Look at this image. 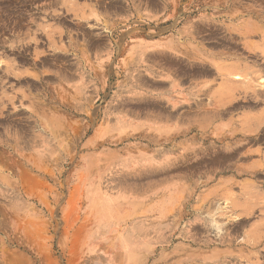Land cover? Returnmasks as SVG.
Returning <instances> with one entry per match:
<instances>
[{
	"label": "rangeland",
	"instance_id": "obj_1",
	"mask_svg": "<svg viewBox=\"0 0 264 264\" xmlns=\"http://www.w3.org/2000/svg\"><path fill=\"white\" fill-rule=\"evenodd\" d=\"M0 264H264V0H0Z\"/></svg>",
	"mask_w": 264,
	"mask_h": 264
},
{
	"label": "bare ground",
	"instance_id": "obj_2",
	"mask_svg": "<svg viewBox=\"0 0 264 264\" xmlns=\"http://www.w3.org/2000/svg\"><path fill=\"white\" fill-rule=\"evenodd\" d=\"M224 188V187H223ZM239 215H241V214H239ZM238 215V216H239ZM234 216V215H233ZM234 218V217H233ZM214 222H212V224H213ZM215 224V223H214ZM240 225V224H239ZM235 226V225H234ZM232 228V227H231ZM215 229V228H214ZM259 230V229H258ZM261 230V229H260ZM217 231V230H216ZM233 231H234V229H233ZM253 232V231H252ZM246 241V240H245ZM250 242V241H249Z\"/></svg>",
	"mask_w": 264,
	"mask_h": 264
}]
</instances>
